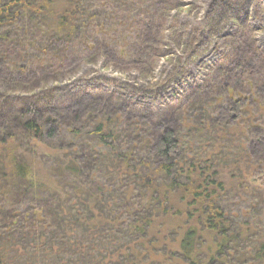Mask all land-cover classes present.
I'll return each instance as SVG.
<instances>
[{"label":"trees","instance_id":"16d2710c","mask_svg":"<svg viewBox=\"0 0 264 264\" xmlns=\"http://www.w3.org/2000/svg\"><path fill=\"white\" fill-rule=\"evenodd\" d=\"M16 1L18 4L16 2L14 5L18 6L23 5L25 2V0ZM93 1L96 0H44L41 4L38 3V9L30 6L32 4L28 1L22 6V9L36 11L35 16H42L41 18L46 16H64L60 21L41 19V22L46 27V29H42L43 34L46 35L54 29L58 38L64 35L62 31L67 25L65 19L69 16V13L71 16H78L80 25H74L72 29L80 30L83 40L88 42V51L84 49V52L88 54L97 53L91 59L103 55L104 57L107 56L111 62L114 58H117L118 62L124 65L136 64L138 60L121 57L125 52L119 50V54H117L116 50L111 47L110 39L112 37L104 27L106 16L91 13L90 8ZM108 1L101 0V4H104L106 9L110 7ZM121 1L125 3L124 6L129 11L128 16L130 18L136 8L139 10V14L137 12L134 14L136 15V22L140 26L138 30L124 28L125 30L119 39L122 44L123 40L128 41L130 37L135 39L138 44L137 52L139 53L140 49L146 48L153 42L161 43L159 38L160 31H155L152 34L149 32L151 19L152 23H154L156 16L151 18L146 16L150 12L151 7V5H148L156 6L164 3L165 6L167 4L170 6L172 4L168 0H150L149 2H146V0ZM253 1L230 0L228 3H221L223 2L222 0H214L212 3L209 16H212L222 25L224 23L227 24L229 21L231 23L234 21L233 24L235 26L238 25L242 30H238L235 33L229 32L228 35L223 37L232 43L234 55L230 56L225 62H223V59L222 62L212 66L210 69V83H206L204 88L200 89V93L197 91L199 96L207 95L204 90L209 86L213 90L217 89V94H220L222 90L240 87L252 80L257 82L255 83L258 88L262 85V89H264V49L260 48L258 43L252 38L255 30L246 25L249 19L246 11L248 7L254 5ZM114 2L116 3L115 0ZM5 10L6 8L1 7L0 15L6 14ZM108 12L110 14L114 13L112 11ZM243 13L245 14L244 16ZM8 16H14V12L8 13ZM97 16H100V18ZM113 16L111 17L113 18ZM3 17L6 18V16ZM13 18L10 23H14ZM98 21L101 22L97 25ZM130 23L126 28H130L135 23V20H131ZM84 27H90L89 33L94 36L93 40L86 38L87 34L85 35V32L82 31ZM141 27L143 29L142 36L138 32L141 31ZM39 28H41L40 25ZM222 29L223 27L220 28V26H211L212 37L218 36ZM246 33H248L249 37H247ZM51 36L50 32L48 38ZM142 43L146 46L142 45ZM131 46H134V44H131ZM159 51L162 54L161 50ZM86 80H90V78ZM227 83H229V87ZM193 90L196 91V89ZM106 91L102 93L84 91L76 96L77 98H71L72 100L68 104L65 102L55 103L56 100H54V103H48H51V109H55L59 113H68V108L71 105L77 107V104L84 102L89 106L90 102H92L90 108L87 109V115L92 117L89 121L92 130L89 128L84 135L81 131L83 127H86V123L81 121V117L77 115V109L74 113H71L72 118L68 120L67 125L71 126L69 130L74 137L80 138L83 135L86 138L85 142L87 139L100 137L103 144L107 143L109 139H113L118 141V145L121 148H126L128 143H132L133 146L139 143L141 148L153 152L156 155V163L141 162L145 168L135 169V172L132 173L133 180L140 179L143 182V184H138L139 192H136L135 187H130V190H126V194L122 192V198L121 196L105 194L107 192L105 187L107 177H105V180L96 177L93 175L96 168L94 170L90 169L91 164H95L98 160L96 148L94 146L91 148L90 143L84 142L85 144L75 143L70 152L65 153V156H62V151H59L58 155L55 154V156H59L57 171L64 173V175L70 172L74 177V181L71 183L73 185L71 201L77 200L75 204L73 202L69 206L65 205L70 197H68L69 192L64 189L63 183H60L51 192L48 199L44 200V197L39 196L40 194L38 193L44 187L36 182L40 174L36 170L35 164H31L28 158L24 159L21 157L23 153L27 154V150L26 152L22 150L14 151L11 157L10 155L7 156V169L1 173L2 178H6V185L9 186L12 196L7 195L6 197L0 191V264H16L19 256L22 257L26 247H31L33 251L41 254V258L38 260L40 264H44V259L49 258V256L51 258L57 257V259L65 262L66 250L61 252L59 247L58 249L50 248V245L55 243L54 238L56 236L65 239L64 235L66 234L68 236L66 235L67 238L64 244L68 245V248H72L75 259L69 258L65 264H109L108 255H116L117 259L115 261H118L119 258L125 260V262L121 261L119 264H162L161 261L155 259L145 263L143 261L145 259H141L140 255L147 258L148 256L157 257L164 253L169 254L172 261L181 259L183 262L180 264H264V183L253 188L248 185L249 179L244 181L246 178L241 173H239L240 175L232 173V175L230 174L227 177L225 175L227 167L223 165L221 158L224 152L226 153V150L221 148V141L216 147L213 146L214 144L210 145L209 141L211 140L207 139L201 140L195 145V137L198 131L205 132L203 136L217 133L214 139L216 141L219 139L224 140L228 133L227 130L224 127L220 130L218 126V129L215 127L216 131H214L212 123L210 126H202L203 130L193 126L195 133L189 135L190 137L188 138L181 134L179 130L164 126V124L160 130L157 125L161 120L167 119V114L161 120L157 119L159 122H156L154 115L148 116L147 114V112L153 114L151 108H131L130 103H121L124 100L120 97L119 99L115 98L117 101L112 103L102 99L104 96L110 97L109 99L113 96L105 93ZM136 93L144 94L146 92L145 90H136ZM192 94L191 90L184 96L186 95L185 98L187 97L189 101V97ZM28 98L33 100V97ZM13 100H15V97H13ZM235 100V97H229L228 104L225 103L223 105L225 111L234 109L239 112L241 110V104L238 100ZM36 101L27 100V106H25L22 100L19 105L23 103V107L10 104L11 113H8L6 119L3 116L2 123L5 121L6 124L8 119L18 115V120L23 123L25 131L33 134L38 133L41 130L39 119L31 120L27 118V115L31 114L35 109L43 110L46 108V106L40 104L39 100L38 104ZM96 102L99 105L102 104L103 108H107L113 113L126 115V119L130 118L131 124L129 127L123 130V128L116 127L117 121L94 120L93 118L98 117L101 112L99 108L95 107ZM188 105H190L189 102L186 106ZM204 105L202 103L200 107V110H202L201 115L204 118L213 119L220 115V103L211 107H205ZM74 106L73 108H75ZM130 112L134 117L129 116ZM48 120L51 122V116ZM96 121L97 124L94 125ZM140 123L144 126L148 125L146 123H153L151 125L156 128L152 131L153 139L145 138L140 140V136L135 131L139 130ZM59 126H61L60 123L57 128L60 130ZM149 130H152V128H149ZM222 132L223 134H221ZM55 133L56 131L49 130L50 136ZM185 142L188 147L187 149L184 148V150L197 148L193 150L197 154L190 157L187 156L186 158L188 159L183 158L184 161H181L179 157L176 158V153L177 149L184 146ZM203 142H206V144H201ZM34 145H37V149L40 148V145ZM261 145H264V142ZM30 149L32 150V148ZM201 150L207 155L204 160L202 156H197L201 155ZM44 155H48V152L45 151ZM217 155L220 156L221 159L218 158L220 160L217 159ZM126 157L128 156L126 155ZM260 164H264V159L260 160ZM261 168L264 170V165ZM241 170V167H238L235 171L241 172ZM87 177L91 180L90 183L86 182ZM112 181L109 179L110 183ZM27 182L29 183L26 184ZM242 182H244L245 187L250 188V191L247 192V197L243 196L245 198L241 197L235 200V197L241 196L238 188L239 186L241 187ZM113 183L115 182L113 181ZM116 185L114 184V186ZM252 189H255L256 192L252 193ZM27 191L32 199L30 201L28 196L30 203L25 206L24 210L18 212L15 206L22 203V195L26 194ZM246 198L249 199V205L245 210L233 208V205L239 204L241 199ZM110 200L114 202V207L120 211L125 209L129 212V216L131 215L132 217L130 216V221L126 220L128 221L126 224L117 218L107 222L108 224L111 223L110 230L113 232L120 229L121 223H124L125 225H123L126 228V230L122 228L118 232L121 234L118 242L113 239L115 235L107 239L109 240L107 248L105 241V245H101L100 240L103 241L104 237L97 229L102 225L103 215L101 210L106 205L105 203L109 204L111 202ZM82 210L87 216L91 215V217H85V214L84 216L78 215L80 214L79 211ZM14 212L20 214L17 223L13 217L15 215ZM106 219L104 218L105 222ZM73 223H80V227L84 229L83 232L97 236L92 238L96 244L85 245L84 239L77 238V232H70L69 227L71 228ZM63 229L68 233L59 232V230ZM94 230H97L98 234ZM18 232H20V235H17ZM69 233L71 234L69 235ZM49 235L51 239H49ZM104 246H106V250L103 251L102 247ZM113 248L115 249L112 250ZM8 249L11 251L9 257H15L17 258L16 260L5 262L6 256L8 257L6 254ZM19 252H21V255ZM24 264L29 263L24 262Z\"/></svg>","mask_w":264,"mask_h":264},{"label":"rangeland","instance_id":"374dc122","mask_svg":"<svg viewBox=\"0 0 264 264\" xmlns=\"http://www.w3.org/2000/svg\"><path fill=\"white\" fill-rule=\"evenodd\" d=\"M28 1L32 4L30 6L38 9V3L41 4L44 0H25L24 4ZM115 1L116 3L114 0L108 1L110 5L108 9L104 7V4H101V0L93 1L90 11L95 15L106 16L104 27L112 37L110 39L111 47L116 50L117 54H119V50L125 52L121 57L138 60L136 64L124 65L118 62L117 58H112V63L107 56L104 57L103 55L91 59L97 53L88 54L84 52V49L88 51V42L83 40L80 30L72 29L74 25H80L78 16H71L69 13V16L65 19L67 25L62 31L64 35L58 38L54 29L46 35L43 34L42 29H46V27L41 22V19L60 21L64 16H46L41 18L42 16H35L36 11L22 9L24 4L20 6L14 5L17 2L16 0H0V8H6V14L0 15V191L3 192L4 196H12L9 186L6 185V178H2L1 175L7 169V156L10 155L11 157L14 151L22 150L26 152L27 150V154L23 153L21 157L24 159L28 158L31 164H35L36 170L40 174L36 182L39 185H43L44 189L38 192L39 196L47 200L51 192L60 183H63L64 189L69 192L68 197H70L65 205L69 206L73 202L75 204L77 200L71 201L73 195V185L71 183H73L74 177L70 172L64 175V173L57 171L59 156H55V154L58 155V152L62 151V156H65L74 147L75 143L85 142L86 138L83 135L89 130V121L92 118L91 115H87V109L90 108L92 102H90L89 106L84 102L77 104V107L73 105L75 108L71 105L68 108V113H59L57 110L51 109V103L48 102L54 103V100H56L55 103L65 102L68 104L72 100L71 98H77L76 96L84 91L102 93L106 90L105 93L113 96H111V99L107 96L102 99L114 103L117 101L115 98L119 99L120 97L124 100L121 103H130L131 108H151L153 114L148 112L147 114L148 116L154 115L156 122H159L157 119L161 120L167 114L168 120H161L157 125L160 130L164 124V126L179 130L181 134L188 138L190 137L189 135L195 133L193 126L203 130L202 126H210L212 123L214 131H216V128L218 129V126L220 130L224 127L228 132L224 140L215 141L217 133L203 136L205 132L198 131L195 137V145L201 140L207 139L211 140L209 141L210 145L214 144L213 146L216 147L221 141V148L226 150V153L224 152L221 157L223 165L227 167L225 175L229 177L232 173H241L246 178L244 181L249 179L248 185L253 188L254 186L263 185L264 170L261 166L264 164H260V160L264 159V147H262L264 145H261L264 142V89H262V85L258 88L257 82L250 80L251 82L240 87L228 88L229 83H227L228 90H222L220 94H217V89L213 90L209 86L204 90L207 95L199 96L200 89H203L206 83H210V69L212 66L222 62L223 59V62H225L230 56L234 55L232 43L223 37L228 35L229 32L235 33L238 30H242V28L238 25L235 26L233 24L234 21L232 23L227 21V24L224 23L222 25L212 16H209L214 0H168L172 4L170 6L168 4L165 6L164 3L156 6L149 4L148 6L151 5L150 12L146 16L150 18L156 16L154 23H152L151 19L149 32L152 34L155 31H160L159 38L161 43L153 42L148 46L142 43L146 48H139L138 53V44L135 39L130 37L128 41L123 40V44L119 39L125 29L138 30L140 28L134 14L136 12L139 14V10L136 8L130 18L128 16L129 11L124 6L125 3H122L121 0ZM149 1L146 0V2ZM222 1L221 3H228L230 0ZM253 2L254 5L248 7L246 11L249 17L246 25L255 30L252 38L258 43L260 48L264 49V0H257V2L254 0ZM108 11L114 13L110 14ZM10 12H14V16H8ZM244 13L243 16L245 15ZM3 16H6V18ZM12 17H14V23H10ZM97 17L100 18V16ZM133 19L135 23L130 28H126ZM100 22L98 21L97 25ZM39 25L41 28H39ZM175 26L177 27L175 28ZM211 26H220L223 29L218 36L212 37ZM89 28L84 27L82 31L85 32V35L87 34L86 38L93 40L94 36L89 33ZM50 32L52 36L48 38ZM133 32L136 33L137 31ZM138 32L141 36L143 35L142 27L141 31ZM246 35L249 37L248 33ZM131 44H134V46H131ZM159 50H161L162 54L159 53ZM87 78H90V80H86ZM193 89H196V91ZM136 90H145L146 93H136ZM191 90L193 94L188 101L184 94H188ZM13 97H15V100H13ZM28 97H33V100ZM229 97H235V101L238 100L241 104L239 112L234 109L225 111L223 105L225 103L228 104ZM89 99L93 101L92 98L89 97ZM22 100L25 106H27V100H37V104L39 100L42 106H46L43 110L35 109V111L27 115L28 119H39L41 130L36 134L25 131L23 123L18 120V115L8 119L6 124L5 121L2 123L3 116L6 119L8 113H11L10 104H16L15 106H17ZM188 102L190 105L186 106ZM202 103L205 104V107L220 103V115L213 119L204 118L201 115L202 110H200ZM22 104L18 107H23ZM101 105L96 102L95 107L99 108L101 112L100 117L93 118L94 120L117 121L116 127L123 128V130L129 127L131 124L130 118L126 119V115H118L107 108H103ZM75 110L78 113L75 114L80 116L81 121L86 123V127H83L81 131L83 135L80 138L72 136L69 130L71 126L67 125L68 120L72 118L71 113H74ZM50 116L51 122L48 120ZM129 116L134 117L131 112ZM65 121L66 123H64ZM97 121L94 125L97 124ZM59 123L61 125L59 126L60 130L57 129ZM146 124L148 125L144 126L140 123L139 130H135L140 136V140L145 138L153 139L152 131L156 128L151 125L153 123ZM149 128H152V130H149ZM51 129L54 132L56 131L53 136L49 135V130ZM69 142L73 143L70 144ZM85 143H90L91 148L93 146L96 148L98 160L95 164H91L90 169L94 170L96 168L93 174L96 177L104 180L107 177L105 184L107 192L105 194L121 196L122 198L123 193L126 194V190H130V187H135L136 192H139L138 184H143V182L140 179L133 180L132 173L135 172V169L145 168L141 162L156 163V155L147 149L141 148L139 143H136L135 146L132 143H128L126 148H121L118 145V141L109 139L107 143L103 144L100 137L87 139ZM34 144L40 145V148L37 149V145ZM77 144L76 146H78ZM201 144H206V142ZM187 147L188 144L185 142L184 146L178 148L176 158L179 157V160L184 161L183 158L188 159L186 158L187 156L190 157L197 154L196 151H193L197 148L184 150ZM45 151L48 152V155H44ZM197 156H202L204 160L207 155L201 150V155ZM218 158L220 156L217 155ZM238 167H241V172L235 171ZM109 179L115 183L113 181L110 183ZM86 182H91L89 177L86 178ZM114 184L117 185L114 186ZM243 186L244 182L238 188L241 196L235 197V200L241 197L245 198L243 196L247 197V192L250 191V188ZM24 190L26 191V189ZM255 192L256 190L252 189V193ZM28 196L31 201V195L27 191L26 194L22 195V203L15 206L18 212L24 210L25 206L30 203ZM105 204L101 210L104 216H102V225L97 230L104 237L103 241L100 240L101 245L107 244L108 248L109 240L107 239L115 235L113 239L118 242L121 237L118 232L122 228L126 230L124 225L130 221L132 216L130 215V217L129 212L125 209L120 211L114 207L113 201ZM65 205L64 207H66ZM248 205L249 199L246 198L241 199L239 204L233 205V208L245 210ZM79 213L78 215L81 216L85 214L83 210L79 211ZM13 217L17 223L20 214L16 212ZM85 217L90 218L91 215L87 216L85 214ZM104 218H107L106 222ZM114 218L125 223H121L120 229H117L116 232L111 231V223H107L108 221H113ZM83 230L80 227V223H73L72 227H69L70 232H77V238L84 239L85 245L95 243L92 238L97 236L85 233ZM97 230H94V232L98 234ZM59 232L66 233L67 231L63 229L59 230ZM94 232L92 233L95 234ZM17 235H20V232ZM66 235L68 236V234ZM66 235H64L65 239L67 238ZM49 239H51L50 235ZM65 239L56 236L54 238L55 243L50 245V248L58 249L59 247L61 252L66 250L65 262L57 259V257L51 258L49 256V258L44 259V264H65L67 259L74 258L72 248H68V245L64 244ZM104 241L106 242L105 244ZM98 248L100 249V247ZM102 250H106V246L102 247ZM24 251L22 257L19 256L16 264H24V262L40 264L38 260L41 258V254L39 252L33 251L31 247H26ZM19 253L21 255V252ZM6 254L8 257L6 256L5 262H12V260L17 259L9 257L11 254L9 249ZM140 257L145 259L143 260L145 263H149L152 259L159 260L162 264H180L183 262L181 259L172 261L167 253L160 254L157 257L148 256L146 258L145 256L142 257V255ZM115 259H117L116 255H108L109 264L125 262L124 259L119 258L118 261H115Z\"/></svg>","mask_w":264,"mask_h":264}]
</instances>
